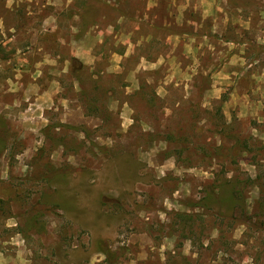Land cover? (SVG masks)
<instances>
[{
  "label": "rangeland",
  "instance_id": "1",
  "mask_svg": "<svg viewBox=\"0 0 264 264\" xmlns=\"http://www.w3.org/2000/svg\"><path fill=\"white\" fill-rule=\"evenodd\" d=\"M0 140V264H264V0H0Z\"/></svg>",
  "mask_w": 264,
  "mask_h": 264
},
{
  "label": "trees",
  "instance_id": "2",
  "mask_svg": "<svg viewBox=\"0 0 264 264\" xmlns=\"http://www.w3.org/2000/svg\"><path fill=\"white\" fill-rule=\"evenodd\" d=\"M3 148L2 141L0 140V148ZM61 172L60 171H51V176L57 177ZM218 185L212 189H207L205 191L204 197L201 199L204 207L206 209L212 210L219 218L226 216L225 219L229 221L238 220L241 224H244L246 221V226L249 229L256 228L255 225H251L247 218H244L245 221H240L237 219L236 215L242 216L243 212V190L244 186L240 179H216L215 181ZM217 188V189H216ZM218 192V193H216ZM222 211V213H220ZM177 219L182 224L183 228L186 227L187 223L195 219V215H188L184 213L176 214ZM197 218V215H196ZM34 224V221H29L27 223V228H30ZM182 228V229H183ZM258 228V227H257ZM260 228V227H259ZM96 249L99 254L104 256L105 264H115L117 256L111 249L104 244L102 241H98L96 244Z\"/></svg>",
  "mask_w": 264,
  "mask_h": 264
}]
</instances>
